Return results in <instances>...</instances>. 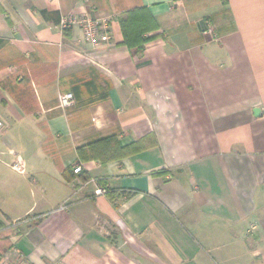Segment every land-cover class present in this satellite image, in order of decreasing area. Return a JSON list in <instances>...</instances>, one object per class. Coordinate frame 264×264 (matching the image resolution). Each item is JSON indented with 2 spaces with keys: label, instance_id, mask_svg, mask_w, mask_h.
<instances>
[{
  "label": "crops",
  "instance_id": "crops-1",
  "mask_svg": "<svg viewBox=\"0 0 264 264\" xmlns=\"http://www.w3.org/2000/svg\"><path fill=\"white\" fill-rule=\"evenodd\" d=\"M140 8L158 25L142 52L119 21ZM83 15L105 20L109 41L60 28ZM0 118L12 264H264V0H0ZM109 137L147 147L79 158Z\"/></svg>",
  "mask_w": 264,
  "mask_h": 264
},
{
  "label": "trees",
  "instance_id": "trees-1",
  "mask_svg": "<svg viewBox=\"0 0 264 264\" xmlns=\"http://www.w3.org/2000/svg\"><path fill=\"white\" fill-rule=\"evenodd\" d=\"M119 21L123 32V43L129 48L142 52L146 44L157 38V36H149L150 33L158 30V25L145 8L129 11L123 14ZM146 147L144 142H134L127 147H120L116 137H109L79 148L78 156L82 161L98 160L107 163L139 153ZM113 193L109 192L108 195L115 202Z\"/></svg>",
  "mask_w": 264,
  "mask_h": 264
},
{
  "label": "built area",
  "instance_id": "built-area-1",
  "mask_svg": "<svg viewBox=\"0 0 264 264\" xmlns=\"http://www.w3.org/2000/svg\"><path fill=\"white\" fill-rule=\"evenodd\" d=\"M77 25L80 27L83 33V39L86 43L97 47L102 41H109L108 36V24L105 20H96L91 18L89 15H83L81 17L70 16L64 18L60 23V28L63 30H68L72 26ZM202 34L204 37H208L211 40H216V30L215 27L209 23L203 29ZM59 107L63 110L71 108L75 104V97L71 93L61 94L58 97ZM6 126L3 120L0 118V136L5 132ZM14 170L17 173H24V166L22 163L18 162L14 164ZM83 172V167L81 163H78L73 168V173L75 175L81 174ZM94 184L96 189L94 191L95 196H104L109 193V190L106 186H100V183L96 180H88L86 184ZM64 206H61V210L64 209ZM23 222H15L10 224L11 228H19ZM0 264H12L11 260L8 257H0Z\"/></svg>",
  "mask_w": 264,
  "mask_h": 264
},
{
  "label": "rangeland",
  "instance_id": "rangeland-1",
  "mask_svg": "<svg viewBox=\"0 0 264 264\" xmlns=\"http://www.w3.org/2000/svg\"><path fill=\"white\" fill-rule=\"evenodd\" d=\"M15 126L13 125L12 126V129L14 128ZM11 129V132H13L12 134H14V130H15V128L12 130ZM11 155L12 156H10L9 157V162L8 163H10V161L11 162H13V163H16V161H18V160H20L21 158L19 157V155H17V153H15V151H13L12 153H11ZM12 164V163H11ZM11 169H12V167H11ZM11 174H12V176H20V175H18V173H16V171L14 170V169H12V171H11Z\"/></svg>",
  "mask_w": 264,
  "mask_h": 264
},
{
  "label": "water",
  "instance_id": "water-1",
  "mask_svg": "<svg viewBox=\"0 0 264 264\" xmlns=\"http://www.w3.org/2000/svg\"><path fill=\"white\" fill-rule=\"evenodd\" d=\"M255 114H257V111L255 112Z\"/></svg>",
  "mask_w": 264,
  "mask_h": 264
}]
</instances>
